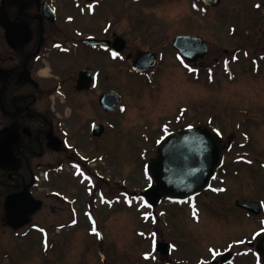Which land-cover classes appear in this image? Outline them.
<instances>
[{
	"label": "flooded vegetation",
	"instance_id": "obj_1",
	"mask_svg": "<svg viewBox=\"0 0 264 264\" xmlns=\"http://www.w3.org/2000/svg\"><path fill=\"white\" fill-rule=\"evenodd\" d=\"M177 1L169 6L171 0H0V151L3 145L9 144L13 153V162L0 157V227L9 225L17 229L28 223L24 227L25 236L37 234L44 245L45 233V243H51L52 226L48 222L32 221L30 217L56 213L55 209L44 208V197L60 198L62 188H47L45 192L44 183L61 179L67 164L77 168L79 176L85 173L92 176L96 190L93 194L86 193L84 207L87 209L84 210H77L75 199L63 196L62 200L69 205L68 211L75 217L78 211L85 218L92 213L96 216L98 208L93 205V195L103 194L104 188L98 182L97 171L89 167L88 158L77 152L86 145L79 137L85 135L87 141L97 143V149L107 151L109 146L113 147L106 136L123 129L121 112L130 109L122 91L123 67L126 65L135 78H149L160 67L164 56H173L177 66L185 70L190 67L196 73L197 82L203 80L204 72H210L213 96L218 103L213 115L226 119L225 128L219 122L215 127L225 152L224 166L231 165L229 174L245 183L231 189L229 201L234 210L222 204L216 207L213 200L214 196L225 193L220 182L221 171L211 187L202 193L181 199L168 197L160 208L147 209L146 214L138 217L139 223L148 224L150 239L167 242L169 248L167 254H162L152 246L151 255L142 259L150 264H264V241H261L264 201L256 192V197L250 195V192L253 194L251 178L239 177L241 169L237 167L257 168L263 177L260 189L264 190V156L261 155L264 152V0ZM140 4L157 10L149 15L150 19L123 20L131 17L129 8H140ZM173 6L179 7L180 15L187 14L196 20L197 26L202 20L203 24L211 20L213 31L207 26L203 33L179 28L172 35ZM251 7L258 8V12L250 11ZM160 14L163 20H159ZM149 26L157 31H148ZM187 34L202 37L209 46L207 53L193 63H188L173 47L177 35ZM145 52L156 53L158 65L148 71H133V62ZM82 70L84 80L80 84ZM160 82L151 83L152 95H159L154 97L158 105L167 100L163 98L164 86ZM108 91L121 96L125 105L122 111L119 108L108 111L111 103L102 101ZM174 92L185 98V90ZM184 102L175 106L172 117L159 114L155 128L162 135L187 126ZM60 103L72 106L69 146L60 131L64 123L56 107ZM225 103L230 106L224 107ZM195 114H201L198 106ZM97 123L105 125L104 133L92 137ZM124 137L121 133L115 136L116 145ZM134 139H138V134L134 135L131 130L126 148L137 155L139 147ZM159 149V142L146 148L150 152ZM46 150H52L57 158L61 153L67 154L58 158L57 163L45 162ZM240 200H257L262 208H254L258 211L255 213L239 205ZM168 205H180L187 210L170 209ZM212 212L227 215L226 219L233 223L229 225L232 232L226 245L216 247L214 243L197 241L195 249L187 246L192 238L186 230L188 223L204 224L208 217L217 215ZM101 221L94 219V227L100 230ZM198 248L202 249L201 253Z\"/></svg>",
	"mask_w": 264,
	"mask_h": 264
},
{
	"label": "rangeland",
	"instance_id": "obj_2",
	"mask_svg": "<svg viewBox=\"0 0 264 264\" xmlns=\"http://www.w3.org/2000/svg\"><path fill=\"white\" fill-rule=\"evenodd\" d=\"M176 2L178 1L171 0L169 6L174 5ZM138 7L140 8H129L131 17L129 15L130 18L124 17L123 20H132L133 18L136 20L150 19L149 15L155 14L154 12L157 10H152L150 7H145L141 4ZM157 7L158 6H156V8ZM162 9L163 6L160 5V10ZM251 10L258 12V8L254 9L251 7L250 11ZM179 12V7L173 6V13L175 14L173 19L170 20V31L172 35L179 32V28L185 30L186 28H192L194 31L198 30L203 33L204 27L207 26L210 32L213 31L214 25L211 23V20H206L204 24L202 20V23H199L197 26L196 20H192L187 14L180 15ZM64 13H66V10ZM237 16L239 15H236V18ZM230 17H233V15H230ZM240 17L241 16H239V18ZM163 19L164 16L160 14L159 20ZM148 31L157 30H153V27L149 26ZM217 35L219 36V34ZM209 40L214 44L212 39L209 38ZM220 40L222 42L221 37ZM210 60H212V58ZM207 61L205 63H209ZM176 64L173 56H164L162 66H160L149 78H135L124 64L122 91L130 109L121 116L125 124L123 129L120 130V132L119 130H114V134L113 132H109L106 136L108 142L113 144V147L109 146L107 151L100 148L97 149L95 145L97 143L87 141L85 135L79 137L86 145H82L81 149L83 150L77 151L78 154L83 157H90L102 152L104 156L102 162L96 160L95 162L89 163V167L93 172L96 171V169L99 171L97 176L98 182H100L104 188L102 189L103 194L93 196L95 197L93 205L96 207L101 206V209L99 207L97 209V215L102 220L101 223L103 224L102 239L99 240V236H97L98 233L95 234L93 230H89L88 218H85V216L81 214V211L77 212V217L74 215L71 216L70 211H68L69 205L65 204L64 200H62L63 196L67 198L70 196L69 200H76L74 204L77 210L81 208L83 210L87 209L86 205L84 207L85 198L88 196L85 189H92V183H90L92 176L85 173L81 175V177L78 175L77 168L71 164L70 166L67 164L64 166L65 168L61 179L58 180V178H56L53 182L44 183L45 190L47 188H62L60 198L55 195L50 199L44 197V208L55 209L57 210L56 213L52 215L40 213L30 217L32 221L48 222V225L52 226L50 229L51 232L49 233L52 238L51 247L48 248V244L47 248L45 245H42V241H40V237L37 234H30V236L22 235V231L28 223H25L17 229L9 225L5 227L2 226L0 227V264H102L99 254L100 249L105 252V264H150V262L143 260L140 256L141 251L150 252L151 239L149 236H146L148 226H143L139 223L138 210H140L142 206H145L142 202H137V192L148 185V177L146 171H144V165L151 154L143 153L147 156V159H144L142 155H139L138 158L135 153L128 151L126 148V144H124L126 143V138H128L129 141L131 140V130L134 135L138 134V139H134V142L138 144L139 151L143 146L153 145L155 142L154 135L161 134V131H157L155 128L157 124L156 121L160 119L159 114L164 118L168 115L173 116L176 113L175 106L181 104L183 100L185 101L184 103L188 105V113L185 115L186 121L188 122L198 123L197 120L203 119V124H206L208 116L211 114L213 115L214 110L218 108L217 100L213 96L212 85L208 80L210 72H204L203 80L197 82L194 79L196 75L195 72H192L188 68H186L188 71L184 68L182 69ZM157 81H162V85L164 86L163 98H167V100L160 101L159 105L154 99V97H158L159 95H152L153 90L151 84ZM182 90H185L186 93L184 99L178 93L174 92ZM67 91H69V88H67ZM172 101L174 102L171 103ZM224 105L226 108L230 106L227 103ZM197 106L201 107L200 118H197V116L191 112L192 108L193 112H195ZM56 107H58L59 113L61 114V122H64L63 125H61L60 131L63 135V140L66 141L69 135L68 131L71 123L69 114L72 111V106L69 103H60L56 104ZM222 117L223 116L216 118L215 122L210 120L209 122H211V125L219 122L222 127L225 128L224 120L226 119ZM109 118L111 117L109 116ZM119 133L125 135V139L122 143L116 145L114 137L118 136ZM145 133L153 135L151 137V144L145 141L146 139L143 137ZM66 154V152L61 153V157L66 156ZM261 155L264 156V152ZM58 158L52 150H46L43 159L45 162L53 161V163H57ZM101 159L103 158H99V160ZM230 167L231 165L227 163L222 170L223 177H227L226 185L228 187L226 188L229 189L223 194L216 197L214 196L213 200L216 203V207L222 204L226 209L234 210L235 206L229 201L231 189L236 185L242 187L245 181L230 175L228 173ZM237 167L241 169V175L239 177L242 178V176H244L247 178V176H249L251 178L250 181L253 194L250 192V195L256 197L254 193L256 192L264 201V190L262 191L260 189L263 177L259 170L254 167L250 168V166L245 167L243 165H238ZM82 178L85 180L82 181ZM246 181L249 183V180ZM167 208L187 210V207L176 205H168ZM212 214H217V212H212ZM218 214L208 217L204 224L188 223L186 230L190 232L189 237L192 238L190 245L187 246L193 248L197 241L200 242V244L214 243L216 247L226 245L228 235L232 232L229 225H233V223L226 219L227 215H223L219 212ZM30 219L28 221H31ZM58 225L62 228L60 231L59 229L56 230ZM198 234H200L199 237L197 236ZM184 238L187 239L188 237L184 236ZM198 250L201 253L202 249L198 248ZM189 255H193V253Z\"/></svg>",
	"mask_w": 264,
	"mask_h": 264
},
{
	"label": "water",
	"instance_id": "obj_3",
	"mask_svg": "<svg viewBox=\"0 0 264 264\" xmlns=\"http://www.w3.org/2000/svg\"><path fill=\"white\" fill-rule=\"evenodd\" d=\"M174 45L189 58H196L207 51V44L201 38L193 36H178ZM154 63L150 54H147L141 57L134 67L143 70ZM110 109H114L113 106ZM102 128L97 125L95 135H101ZM0 157L13 162L9 144L2 146ZM222 160L223 152L212 129L189 128L171 133L162 142L158 158L148 165L155 183L143 191L142 195L149 203L156 205L164 195L184 196L198 193L209 186ZM240 202L247 206L254 204L252 201Z\"/></svg>",
	"mask_w": 264,
	"mask_h": 264
},
{
	"label": "snow or ice",
	"instance_id": "obj_4",
	"mask_svg": "<svg viewBox=\"0 0 264 264\" xmlns=\"http://www.w3.org/2000/svg\"><path fill=\"white\" fill-rule=\"evenodd\" d=\"M194 7H195V5H193ZM194 215H195V213H194ZM93 231H95V228H93Z\"/></svg>",
	"mask_w": 264,
	"mask_h": 264
}]
</instances>
